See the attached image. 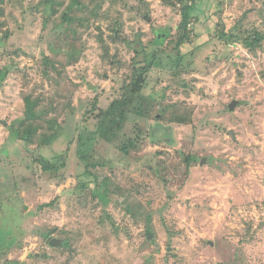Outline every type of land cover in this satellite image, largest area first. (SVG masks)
I'll list each match as a JSON object with an SVG mask.
<instances>
[{"label": "rangeland", "instance_id": "374dc122", "mask_svg": "<svg viewBox=\"0 0 264 264\" xmlns=\"http://www.w3.org/2000/svg\"><path fill=\"white\" fill-rule=\"evenodd\" d=\"M115 1L111 15L144 53L112 42L104 24L110 54L121 44L112 60L95 18L54 30L59 13L50 23L38 0H0V73L9 68L0 81V264H264V42L252 51L221 38L264 31V0H188L198 7L195 37L179 72L163 51L185 3ZM159 34H168L162 44ZM147 53L163 57L144 89L153 117L132 111L121 132L135 136L141 127L154 139L125 157L116 143L94 138L87 111L107 108L131 81L134 57ZM29 96L40 105L25 118ZM175 103L194 110L187 125L157 111ZM81 132L95 140L94 160L104 166L81 162ZM42 157L66 164L47 171ZM90 180L81 201L78 182ZM48 233L69 247H49Z\"/></svg>", "mask_w": 264, "mask_h": 264}, {"label": "trees", "instance_id": "16d2710c", "mask_svg": "<svg viewBox=\"0 0 264 264\" xmlns=\"http://www.w3.org/2000/svg\"><path fill=\"white\" fill-rule=\"evenodd\" d=\"M187 1L188 0H182L185 5H183V8L181 9L182 19L177 28L178 33L176 38L169 42V45L167 47L169 48L171 46V50L166 49L163 51V53H167V56L169 58H172L174 69H177L176 71L178 72L183 70V66L185 65V58L187 56V54L183 52V47L188 43H191L195 37L194 27L191 26V22L193 21L194 14H197L196 11L198 10V7L194 4L190 5L189 3H187ZM107 3L108 0H38L36 7L38 10L41 8V6H44V8L42 9L44 10L43 13L46 17V20H48L50 23L52 22V19L54 17H57L56 14L59 13L60 18L58 22L56 19L53 26L54 30L59 27H67L75 21L80 22L82 25H86L89 24L93 18H95L96 22L99 23L97 25V29L100 31L99 35H97V39L102 45H104L103 53L107 58H111L112 60H120V54L122 53L120 44L117 46L116 53L114 55L110 54L109 46H106V42L104 39V24H110L108 25V27L112 32V42L119 43L121 41H125L130 44V47L133 48L137 54H140L142 52L144 53L145 49H139L135 47L134 43L128 40V37H124V25L122 19L113 17L111 15V6H114L116 1L113 0L111 6H107ZM33 8L35 9L34 6ZM104 8L108 11L104 10ZM72 30L75 31V29ZM167 38L168 34H159L156 41L162 44ZM221 38L225 40L227 39L238 40L239 42L241 41V43L244 44L245 48L254 51L264 42V31H259L256 29L246 37H242L236 33H231V30L229 32L222 31ZM115 64L119 65L121 63L119 61ZM162 65L163 57L158 55V53L155 54L153 59L149 58L148 53L144 55L143 59H139L137 58V56L134 57V60L132 62V74L130 75L131 81H124L123 85L120 88L118 96L112 100L107 108L98 107L96 103H94L92 105V109L89 110V112L87 111V113H89V118L95 121L96 129L93 131L94 138L109 143H116V147H118L119 151L125 157L132 156L134 151L140 150L142 144H144L145 142L146 136L153 137L154 139V136H151L150 132H147L148 134H146L145 136L141 127H139V131L135 136L125 135L121 131L123 130V124L125 123L128 114H130L132 111L136 112L140 116L149 115L153 117V110L155 107H152L153 104H146L151 102V98L145 95L144 89L150 81L148 79L149 72L153 68L161 67ZM8 70L9 68L3 69L1 71L0 81H3L7 77L9 72ZM29 97L31 98L33 104L26 106L25 118L35 117L37 114V108L40 105L39 98L34 101L31 96ZM162 101H164V98H162ZM134 102H136L135 108L129 107ZM156 102L158 101L156 100ZM161 108L162 106H159L157 108V111L162 112L163 119L166 121L177 123L180 125H187L192 121L194 110L190 107L184 106V104L175 103L173 105H165L162 109ZM14 128L15 127L12 128V132L15 134L18 133ZM29 134L30 131L26 133L25 137L23 136V139L27 143L30 142V137L28 136ZM47 141H50V139H47ZM94 141L95 140L91 138L85 140L83 132L80 133L77 142V147L80 152H78V154H80V160L86 166V168H97L102 165V163L94 160V156L96 153L95 144L93 143ZM153 142H155V140H153ZM186 159L190 161L192 159V156L188 155ZM40 160L44 165V169L51 172L58 171L60 167H64L66 164L65 161H63V163L61 164L57 163L56 157L53 161L46 159V157H42ZM102 166H104V164ZM89 172L90 171L88 170L86 174L91 175V173ZM158 172L159 168L156 169V173ZM90 182H94V180L78 182L77 188L80 193L82 192V196L80 197L81 201L84 199L83 194L86 190H88ZM103 190H107L106 185L103 186ZM105 191H101V193L104 194L103 196L101 194V196L111 199V195H105ZM94 192L95 191H93V193ZM96 194L95 196H97ZM146 230V235L152 233L151 227H148ZM51 236L52 235H50V233H48L46 236V243L49 247L62 246V249L69 247L70 242L65 236L64 237L66 239H64V242L57 246L51 244L50 240L54 239ZM11 262L14 264H24V262L21 263V261Z\"/></svg>", "mask_w": 264, "mask_h": 264}, {"label": "water", "instance_id": "95a60500", "mask_svg": "<svg viewBox=\"0 0 264 264\" xmlns=\"http://www.w3.org/2000/svg\"><path fill=\"white\" fill-rule=\"evenodd\" d=\"M234 104L235 103H230V105H229V108L230 109H234ZM229 134H231L233 137H234V134H233V132L232 131H229ZM235 138V137H234ZM154 237V234L153 233H151L150 235H149V238L151 239V238H153ZM59 242V243H58ZM51 244L52 245H60L61 244V241L60 240H58V239H52V241H51ZM157 246H159V244H157ZM170 250H171V247H169V249H168V251H169V253H170Z\"/></svg>", "mask_w": 264, "mask_h": 264}, {"label": "flooded vegetation", "instance_id": "af4514ba", "mask_svg": "<svg viewBox=\"0 0 264 264\" xmlns=\"http://www.w3.org/2000/svg\"><path fill=\"white\" fill-rule=\"evenodd\" d=\"M151 234V233H150Z\"/></svg>", "mask_w": 264, "mask_h": 264}]
</instances>
